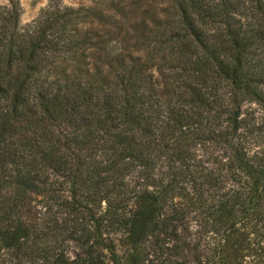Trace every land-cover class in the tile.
<instances>
[{
  "label": "trees",
  "instance_id": "1",
  "mask_svg": "<svg viewBox=\"0 0 264 264\" xmlns=\"http://www.w3.org/2000/svg\"><path fill=\"white\" fill-rule=\"evenodd\" d=\"M4 1L0 264L173 263L191 215L200 234L251 216L264 249V148L242 116L264 103V0H167L143 57L77 25L94 7L48 0L21 27Z\"/></svg>",
  "mask_w": 264,
  "mask_h": 264
},
{
  "label": "rangeland",
  "instance_id": "2",
  "mask_svg": "<svg viewBox=\"0 0 264 264\" xmlns=\"http://www.w3.org/2000/svg\"><path fill=\"white\" fill-rule=\"evenodd\" d=\"M17 1L20 7L19 25L21 27L30 23L48 2V0ZM3 3L5 1L0 0V5ZM59 3L71 7H94L99 14L98 17H87L84 22H79L77 25L82 29L95 31L100 38L110 37L108 44L113 52L121 51L123 47V51H130L133 55L140 57L148 52V48L142 44L141 39L152 27L150 17L163 19L164 9L168 8L167 0H112L111 4L109 2L93 3L89 0H59ZM72 64L71 61L60 62L54 71L57 74L60 70L68 71ZM242 116L249 121V131L256 136L257 140L253 149L262 150L264 148V103H244ZM38 212L39 206L30 203L24 209L23 218L26 221H33L38 217ZM237 215L244 216L243 213H237ZM188 219L187 235L194 245L190 251L184 249L183 255L169 264H198L197 259L194 258H198L199 264H264L263 243L262 239H259V234L263 230L259 231L258 224L253 227L254 219L251 216H248L245 221L240 220L231 229L227 228L229 220L223 224L216 222L211 227L212 231L206 234H200L199 217L191 215ZM197 251V256L194 257ZM167 253H169L168 248L162 250L158 263L167 264V260H170L167 259Z\"/></svg>",
  "mask_w": 264,
  "mask_h": 264
}]
</instances>
